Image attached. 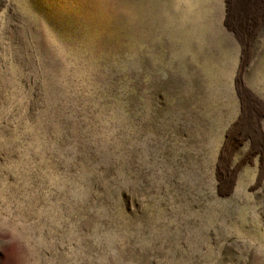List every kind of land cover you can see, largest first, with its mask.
Returning a JSON list of instances; mask_svg holds the SVG:
<instances>
[{
    "label": "rangeland",
    "instance_id": "rangeland-1",
    "mask_svg": "<svg viewBox=\"0 0 264 264\" xmlns=\"http://www.w3.org/2000/svg\"><path fill=\"white\" fill-rule=\"evenodd\" d=\"M0 0V220L29 264H264V0Z\"/></svg>",
    "mask_w": 264,
    "mask_h": 264
},
{
    "label": "clouds",
    "instance_id": "clouds-1",
    "mask_svg": "<svg viewBox=\"0 0 264 264\" xmlns=\"http://www.w3.org/2000/svg\"><path fill=\"white\" fill-rule=\"evenodd\" d=\"M21 225L9 226L6 220H0V264H29V255L31 249L27 241H22L24 248L12 246L10 243H4L14 237L20 236Z\"/></svg>",
    "mask_w": 264,
    "mask_h": 264
},
{
    "label": "bare ground",
    "instance_id": "bare-ground-1",
    "mask_svg": "<svg viewBox=\"0 0 264 264\" xmlns=\"http://www.w3.org/2000/svg\"><path fill=\"white\" fill-rule=\"evenodd\" d=\"M255 0H241V6L244 11H242L243 15L246 17L249 12L251 6L254 4Z\"/></svg>",
    "mask_w": 264,
    "mask_h": 264
}]
</instances>
